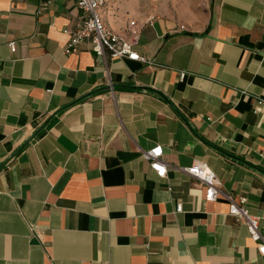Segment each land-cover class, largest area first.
Returning <instances> with one entry per match:
<instances>
[{
    "label": "crops",
    "instance_id": "obj_1",
    "mask_svg": "<svg viewBox=\"0 0 264 264\" xmlns=\"http://www.w3.org/2000/svg\"><path fill=\"white\" fill-rule=\"evenodd\" d=\"M139 10L103 19L136 22L144 63L64 54L76 0H0V264H264L228 201L264 236V0H206L195 26Z\"/></svg>",
    "mask_w": 264,
    "mask_h": 264
},
{
    "label": "built area",
    "instance_id": "obj_2",
    "mask_svg": "<svg viewBox=\"0 0 264 264\" xmlns=\"http://www.w3.org/2000/svg\"><path fill=\"white\" fill-rule=\"evenodd\" d=\"M109 0H76V7L81 12L74 28L67 32L69 34L63 53L68 55L77 52L81 45L86 44L89 49L101 56L107 52L111 59H127L139 62H146L145 58L137 54L133 48L137 44V24L135 21L128 23L123 32L112 31L103 19V10ZM11 52L15 51V44H9ZM185 74H181L183 79ZM257 105H264V100H257ZM146 160L151 170L156 176H165V164L162 161V148H155L144 152ZM183 171L192 178L199 181L204 188V200L214 201L219 195L220 182L215 174L203 163L193 162V164ZM229 214L237 221L243 222L247 226L249 237L258 244V249L264 256V236L258 230V218L251 216L245 206V199L234 203L229 200ZM175 211H181V205L177 204Z\"/></svg>",
    "mask_w": 264,
    "mask_h": 264
},
{
    "label": "rangeland",
    "instance_id": "obj_3",
    "mask_svg": "<svg viewBox=\"0 0 264 264\" xmlns=\"http://www.w3.org/2000/svg\"><path fill=\"white\" fill-rule=\"evenodd\" d=\"M134 3L135 7L144 8L139 10L148 19L157 17L172 18L181 24L195 26L199 22V13L205 6L206 0H123ZM127 12V10H123Z\"/></svg>",
    "mask_w": 264,
    "mask_h": 264
}]
</instances>
